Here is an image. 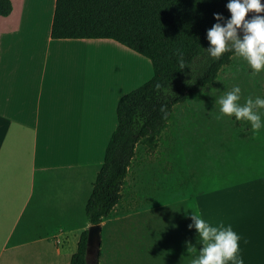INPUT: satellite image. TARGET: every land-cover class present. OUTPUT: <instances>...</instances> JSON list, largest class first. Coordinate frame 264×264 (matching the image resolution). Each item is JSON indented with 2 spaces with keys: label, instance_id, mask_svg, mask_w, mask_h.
Listing matches in <instances>:
<instances>
[{
  "label": "crops",
  "instance_id": "crops-1",
  "mask_svg": "<svg viewBox=\"0 0 264 264\" xmlns=\"http://www.w3.org/2000/svg\"><path fill=\"white\" fill-rule=\"evenodd\" d=\"M11 1L0 17V264H70L118 101L152 64L112 39L52 38L56 0ZM245 127L213 141L217 177L195 203L239 235L242 264H264V126ZM121 203L101 223L100 264H121L106 234Z\"/></svg>",
  "mask_w": 264,
  "mask_h": 264
},
{
  "label": "trees",
  "instance_id": "trees-1",
  "mask_svg": "<svg viewBox=\"0 0 264 264\" xmlns=\"http://www.w3.org/2000/svg\"><path fill=\"white\" fill-rule=\"evenodd\" d=\"M227 2L56 0L52 38L112 39L149 59L153 68L151 79L118 101V124L86 204L90 224L102 223L122 201L137 145L157 148L174 107L214 83L220 70L232 63V41L228 50L213 58L207 40V30L216 23L214 13L221 14L222 24L230 16ZM11 12L12 1L0 0V17ZM87 234L88 229L81 233L70 264H86ZM101 254L102 250L97 264Z\"/></svg>",
  "mask_w": 264,
  "mask_h": 264
},
{
  "label": "rangeland",
  "instance_id": "rangeland-1",
  "mask_svg": "<svg viewBox=\"0 0 264 264\" xmlns=\"http://www.w3.org/2000/svg\"><path fill=\"white\" fill-rule=\"evenodd\" d=\"M234 86L241 89V105L248 97L264 98V71L252 74L247 62L233 55L214 83L174 107L157 148L137 145L118 208L120 219L106 229L107 237L120 244L121 251L116 246L110 254L121 264H191L199 254L202 245L197 230L189 227L190 213L198 212L195 201L203 182L213 187L217 177L216 154L210 157L218 147L213 141L243 135L248 129L247 120L219 112L218 98ZM260 111L264 117V109Z\"/></svg>",
  "mask_w": 264,
  "mask_h": 264
},
{
  "label": "clouds",
  "instance_id": "clouds-1",
  "mask_svg": "<svg viewBox=\"0 0 264 264\" xmlns=\"http://www.w3.org/2000/svg\"><path fill=\"white\" fill-rule=\"evenodd\" d=\"M226 8L230 16L224 23H220L221 14L214 13L216 23L207 30L210 56L219 58L229 49L228 42L232 41L231 49L247 62L252 74L264 71V15H258L264 12V3H261V0H228ZM250 11H254L257 15L246 19V14ZM240 30L244 33L242 38L239 36ZM240 93V87L234 86L218 98L220 114L234 115L236 120L249 121L254 129L261 128L264 122L261 120L262 113L259 110L264 109V98L248 97L241 105L238 103ZM191 210L193 223L189 227L197 230L202 245L191 264H229V262L242 264L238 255L240 237L231 226H212L202 219L196 210ZM188 250L195 249L188 248Z\"/></svg>",
  "mask_w": 264,
  "mask_h": 264
},
{
  "label": "water",
  "instance_id": "water-1",
  "mask_svg": "<svg viewBox=\"0 0 264 264\" xmlns=\"http://www.w3.org/2000/svg\"><path fill=\"white\" fill-rule=\"evenodd\" d=\"M261 3H264V0H261ZM257 15L254 11H250L246 15V19L251 18L252 16ZM258 15H264V12L259 13ZM243 31H239V36L243 37ZM87 234V245H86V264H97L99 260V254L102 247V224H90L88 226Z\"/></svg>",
  "mask_w": 264,
  "mask_h": 264
}]
</instances>
